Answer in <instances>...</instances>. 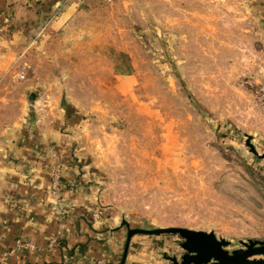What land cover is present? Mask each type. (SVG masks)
<instances>
[{
    "label": "rangeland",
    "instance_id": "1",
    "mask_svg": "<svg viewBox=\"0 0 264 264\" xmlns=\"http://www.w3.org/2000/svg\"><path fill=\"white\" fill-rule=\"evenodd\" d=\"M217 3L240 6L89 1L79 20L90 24L69 35L91 37L90 50L62 62L71 75L60 82L81 108L75 119L86 118L79 136L110 215L133 228L213 231L233 249L264 240V159L246 145L250 135L264 152V26L206 11ZM161 236L178 247L177 235Z\"/></svg>",
    "mask_w": 264,
    "mask_h": 264
},
{
    "label": "crops",
    "instance_id": "2",
    "mask_svg": "<svg viewBox=\"0 0 264 264\" xmlns=\"http://www.w3.org/2000/svg\"><path fill=\"white\" fill-rule=\"evenodd\" d=\"M89 1L0 0V109L14 110L12 118L0 117V264H116L121 255L126 218L107 211L79 136L86 118L75 119L81 108L60 82L71 75L62 62L90 50L91 37L69 35L90 24L79 20ZM237 1L204 7L249 13L264 26V0ZM17 87L27 98L19 113ZM58 230L66 245L50 249ZM18 240L32 248H18ZM169 251L181 253L172 238L134 235L125 264H166Z\"/></svg>",
    "mask_w": 264,
    "mask_h": 264
},
{
    "label": "water",
    "instance_id": "3",
    "mask_svg": "<svg viewBox=\"0 0 264 264\" xmlns=\"http://www.w3.org/2000/svg\"><path fill=\"white\" fill-rule=\"evenodd\" d=\"M30 100L35 95L29 96ZM250 135H246V145L255 156L264 159V152L259 154L250 142ZM126 228V235L118 264H125L130 240L134 235H177L180 238L178 248L181 253H163L166 264H264V240L239 241V247L229 249V240L217 237L213 231L195 230L182 226L165 227H129L126 220H122Z\"/></svg>",
    "mask_w": 264,
    "mask_h": 264
},
{
    "label": "built area",
    "instance_id": "4",
    "mask_svg": "<svg viewBox=\"0 0 264 264\" xmlns=\"http://www.w3.org/2000/svg\"><path fill=\"white\" fill-rule=\"evenodd\" d=\"M19 78L22 79L23 76L21 75V76H19ZM260 90H261L262 96H264V86H263ZM58 177H59V171H58V166H57V168H56V170L54 171V174H53L54 182H57ZM57 183H58V182H57ZM60 233H61V231L58 230L56 237H60V236H61ZM16 246H17L18 248H23V249L32 248V246H31L30 244H28V243H26V242H24V241H21V240H18V241L16 242ZM56 246H57V243H56L55 238H54V239H51V241L48 243V247H49L50 249H52V248H54V247H56ZM66 258H67V257H66L65 255H63V260H65ZM96 264H107V263H106V260H100V261H98Z\"/></svg>",
    "mask_w": 264,
    "mask_h": 264
},
{
    "label": "trees",
    "instance_id": "5",
    "mask_svg": "<svg viewBox=\"0 0 264 264\" xmlns=\"http://www.w3.org/2000/svg\"><path fill=\"white\" fill-rule=\"evenodd\" d=\"M56 243H57V247L58 248H63L66 244H65V240L63 237H56ZM68 254L70 255L71 254V251H68ZM119 259H120V256H119ZM119 260L116 262V264H118Z\"/></svg>",
    "mask_w": 264,
    "mask_h": 264
}]
</instances>
